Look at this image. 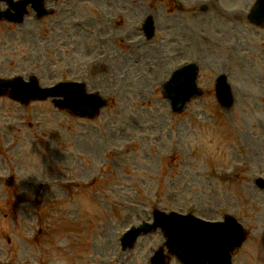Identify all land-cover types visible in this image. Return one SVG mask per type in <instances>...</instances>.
<instances>
[{"label": "rangeland", "instance_id": "rangeland-1", "mask_svg": "<svg viewBox=\"0 0 264 264\" xmlns=\"http://www.w3.org/2000/svg\"><path fill=\"white\" fill-rule=\"evenodd\" d=\"M210 1L204 0L206 12L195 17L189 11L194 0H180L181 9L176 5L174 12L171 0H64L68 14H58L52 21L55 37L31 16L18 27L0 23V77H13L28 66V73L36 70L44 86L55 79H73L72 67L84 69L77 51L88 50V60L101 53L106 58L85 73L88 90L108 100L99 118L82 120L58 112L50 100L26 110L0 99V121L9 120V127L17 128L13 150H3L11 139L0 144V247L11 239L19 257L37 252L33 237L43 225L35 216L30 188H37L39 181H52L53 187L44 194L48 201L40 207L41 215L50 218L43 236L53 239L71 232L72 239L67 258L55 259L69 264H149V257L165 241L160 230L141 237L134 249L125 252L120 237L131 225L151 221L153 209L159 208L191 211L207 220L234 213L251 232L234 264H264V190L254 186L255 177L264 175L262 48L248 39L244 47L228 42H234L235 51L219 48L217 55L215 50L213 56L207 53L210 42L200 34L216 35L215 27L227 16L219 7L229 1L243 15L249 0ZM0 6L4 7L1 1ZM148 11L159 31L164 24L187 22L196 31L195 43L189 39L187 49L178 52L154 51L155 41L127 46L128 39L142 35L136 28L142 22L134 18ZM119 13L120 22L111 26L109 17ZM74 18L85 19L87 26L75 28ZM236 31L238 38L252 33L242 29V23ZM111 34L109 43L100 39ZM182 60L200 63V85L211 95L192 101L183 114L175 115L162 96V84ZM221 68L231 71L237 92L233 111L222 109L213 95L214 72ZM31 113L46 121V131L35 128ZM21 117L27 118V125L20 123ZM102 127L111 140L108 150L102 145ZM115 148L123 149L121 158ZM230 166L235 175H223ZM11 175L13 188L6 185ZM69 180L76 183L69 186ZM63 195L64 202L55 200ZM22 244L27 246L23 252ZM48 246L51 254L57 252Z\"/></svg>", "mask_w": 264, "mask_h": 264}, {"label": "water", "instance_id": "water-1", "mask_svg": "<svg viewBox=\"0 0 264 264\" xmlns=\"http://www.w3.org/2000/svg\"><path fill=\"white\" fill-rule=\"evenodd\" d=\"M13 84L15 83L3 82L1 87L12 86L14 88ZM28 85L32 86L31 84ZM19 89L17 93L15 91L12 94V97L25 102H28L31 98H46L49 95L42 93L41 97H37L36 91H32L31 94L30 91L27 93V88ZM22 90L25 92L21 93ZM218 92L220 100L230 102L222 88H219ZM56 102L63 108L72 109L77 107L79 109L78 113L81 115H92L103 105L99 98L84 93L79 94V90L67 94L65 100H57ZM187 218L185 221L175 215L167 216L157 210L155 211V225L144 231H151L161 226L169 238L167 244L170 252L177 254L185 264H230L229 258L232 252L245 240V232L242 228L231 218L225 224L215 226L204 225L191 217ZM160 255V264H167V257L165 259L162 252Z\"/></svg>", "mask_w": 264, "mask_h": 264}]
</instances>
